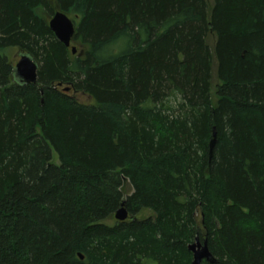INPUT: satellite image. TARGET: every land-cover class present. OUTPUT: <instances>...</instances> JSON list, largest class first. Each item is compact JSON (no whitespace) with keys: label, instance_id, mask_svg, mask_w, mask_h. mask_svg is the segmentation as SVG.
I'll use <instances>...</instances> for the list:
<instances>
[{"label":"trees","instance_id":"trees-1","mask_svg":"<svg viewBox=\"0 0 264 264\" xmlns=\"http://www.w3.org/2000/svg\"><path fill=\"white\" fill-rule=\"evenodd\" d=\"M195 238L264 264V0H0V264H192Z\"/></svg>","mask_w":264,"mask_h":264},{"label":"water","instance_id":"water-1","mask_svg":"<svg viewBox=\"0 0 264 264\" xmlns=\"http://www.w3.org/2000/svg\"><path fill=\"white\" fill-rule=\"evenodd\" d=\"M48 26L56 39L63 43L66 47H70L71 39L74 34L75 26L70 17L60 11H56L48 21ZM76 47H71V52L76 53ZM37 61L25 52H19L18 60L13 65V75L15 80L20 84L36 83L37 80ZM68 89V88H67ZM215 141V132L212 134V140L209 143L210 149H212ZM129 217V214L125 207V201H123L120 207L115 211L114 218L118 221H124ZM188 251L192 255V264H202V261L215 262L211 255L207 242L204 240L200 242L198 238L187 245ZM82 258L81 255H79Z\"/></svg>","mask_w":264,"mask_h":264},{"label":"rangeland","instance_id":"rangeland-1","mask_svg":"<svg viewBox=\"0 0 264 264\" xmlns=\"http://www.w3.org/2000/svg\"><path fill=\"white\" fill-rule=\"evenodd\" d=\"M8 57L12 64L14 65L16 61L18 60V54H19V49L18 48H11L7 50ZM54 160H56V157H54ZM128 191H129V186H128Z\"/></svg>","mask_w":264,"mask_h":264},{"label":"bare ground","instance_id":"bare-ground-1","mask_svg":"<svg viewBox=\"0 0 264 264\" xmlns=\"http://www.w3.org/2000/svg\"><path fill=\"white\" fill-rule=\"evenodd\" d=\"M12 69H13V65H12ZM211 263V262H210Z\"/></svg>","mask_w":264,"mask_h":264}]
</instances>
